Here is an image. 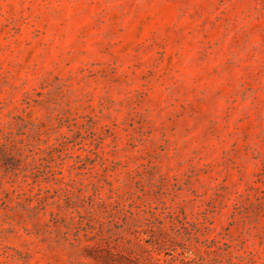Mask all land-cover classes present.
Wrapping results in <instances>:
<instances>
[{
  "label": "rangeland",
  "instance_id": "1",
  "mask_svg": "<svg viewBox=\"0 0 264 264\" xmlns=\"http://www.w3.org/2000/svg\"><path fill=\"white\" fill-rule=\"evenodd\" d=\"M0 264H264V0H0Z\"/></svg>",
  "mask_w": 264,
  "mask_h": 264
}]
</instances>
